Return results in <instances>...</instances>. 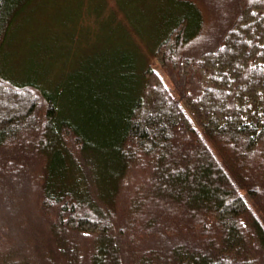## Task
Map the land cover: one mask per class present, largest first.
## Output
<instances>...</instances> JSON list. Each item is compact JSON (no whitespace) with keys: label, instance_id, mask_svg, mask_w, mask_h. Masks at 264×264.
Listing matches in <instances>:
<instances>
[{"label":"trees","instance_id":"16d2710c","mask_svg":"<svg viewBox=\"0 0 264 264\" xmlns=\"http://www.w3.org/2000/svg\"><path fill=\"white\" fill-rule=\"evenodd\" d=\"M160 1L150 61L54 86L0 0V264H264V0Z\"/></svg>","mask_w":264,"mask_h":264},{"label":"rangeland","instance_id":"374dc122","mask_svg":"<svg viewBox=\"0 0 264 264\" xmlns=\"http://www.w3.org/2000/svg\"><path fill=\"white\" fill-rule=\"evenodd\" d=\"M172 9L160 0H36L11 28L5 66L17 75L35 55L38 82L54 77L56 86L68 84L72 69L94 57L126 52L133 64L150 61L151 44Z\"/></svg>","mask_w":264,"mask_h":264}]
</instances>
